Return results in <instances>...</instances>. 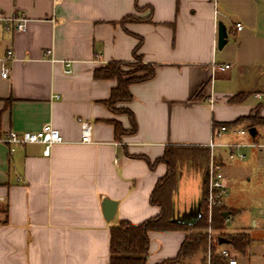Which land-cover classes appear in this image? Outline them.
Returning <instances> with one entry per match:
<instances>
[{"label":"crops","instance_id":"1","mask_svg":"<svg viewBox=\"0 0 264 264\" xmlns=\"http://www.w3.org/2000/svg\"><path fill=\"white\" fill-rule=\"evenodd\" d=\"M219 2L235 3L238 9L229 28L224 24L229 17L226 12L219 16ZM253 2L0 0V15L5 19L0 20V72L8 71L6 78L0 75V136L7 130L36 131L50 123L64 139L52 146L48 156L38 143L13 153L0 143V264H107L112 225L120 220L139 224L159 213L149 198L167 172L164 162L155 161L169 147L178 148V154L186 151L189 158L186 173L190 177L184 181L183 169L177 165L172 207L173 222L185 228L148 232L146 264L177 257L187 236L197 233L193 230L202 216L201 212L193 225L176 222L203 206L199 149L207 148L222 123L229 124L225 132L214 136L219 144L216 149L228 144H264L258 140L263 124L234 123L254 111L264 117V103L246 104L244 100L251 94L259 99L264 92L249 64L259 42L257 30L245 28L257 21ZM127 16L135 20L122 22ZM17 18L25 19L22 31L14 28ZM219 21L234 38L227 58L216 45ZM235 23L241 24L240 30ZM139 38L136 54L143 64L153 66L154 75L130 84L131 99L116 105L132 113L136 126L134 132L117 136L113 121L123 129H129L130 122L126 114L113 112L105 103L116 79H96L93 72L112 61H134ZM225 64L227 69H217ZM66 69L70 71L65 73ZM238 93L247 96L241 102L228 101ZM81 121L91 124V143L80 142ZM249 128L255 129L254 137ZM242 129L247 133L240 134ZM206 152L208 159V148ZM224 152L225 159L216 152L223 167L226 159L245 158L243 152L242 159L229 158L228 151ZM103 199L116 203L108 220ZM223 204L227 208L222 213L225 226L241 208L232 201ZM263 224L254 219L252 228H224L230 236H248L243 250L229 239L218 243L221 237L216 238L215 247L232 249L242 260L236 264H251V256L264 250V241L255 236ZM204 254L183 256L177 264H202ZM219 263L228 264L221 259Z\"/></svg>","mask_w":264,"mask_h":264},{"label":"trees","instance_id":"2","mask_svg":"<svg viewBox=\"0 0 264 264\" xmlns=\"http://www.w3.org/2000/svg\"><path fill=\"white\" fill-rule=\"evenodd\" d=\"M127 20H135V17L127 16L123 18L122 22ZM141 41V38H139L138 44L133 50L136 71H124L122 68L127 66L128 63L112 61L107 63L105 66L96 68L93 72V76L96 79H116V86L111 89L110 96L105 103L113 112L126 114L130 122V128L123 129L118 122L113 121L114 130L117 136L134 132L136 126L132 113L126 108H117L116 105L120 102H127L131 99V94L128 90V86L130 84L143 82L150 79L154 75L153 66L150 64H143L141 55L136 54L141 45ZM246 96V94L242 93L234 94L229 97L228 101L241 102ZM244 120L248 122V127H255L259 124L264 125V117L259 116L258 113L244 118L241 117L235 120L234 123L243 122ZM222 124L227 125L229 123ZM177 150L179 151L178 148L169 147L166 149L163 157L155 161L164 162L167 167L166 174L157 181L149 198L151 204L160 208L159 213L139 224H133L127 220H120L117 224L112 225L109 229V259L107 264H146L149 245L148 232L185 228L184 226L175 224L172 217L173 196L177 191V181L179 177L177 165L180 161V157L183 156L181 153L178 154ZM200 150V156L202 158L200 170H204V168L207 167L208 162L206 152L207 148H200L199 151ZM201 176L202 204V201L205 200L206 196L207 181L204 175ZM224 211L225 209L223 206L213 208V227L217 228L222 226V221L224 220L222 213ZM229 242L235 248L243 250L249 242V238L246 234H238L229 236ZM198 251L206 253V235L201 232H191L183 242L176 258L164 260L156 264H177L178 259L181 257L191 256ZM215 256L216 255L211 252L210 260H212L214 264H220V259L217 257L215 258Z\"/></svg>","mask_w":264,"mask_h":264},{"label":"rangeland","instance_id":"3","mask_svg":"<svg viewBox=\"0 0 264 264\" xmlns=\"http://www.w3.org/2000/svg\"><path fill=\"white\" fill-rule=\"evenodd\" d=\"M256 1V4H253L255 9L253 10L252 14L253 17L257 19V21H252L253 25H246L245 28L249 27V30L256 29L257 30V37L259 39V42L255 45V48L253 51H255L254 54V61H251L249 64H252L251 66L256 70V72L253 71L252 76L254 78H257L261 80L260 85L264 87V0H253ZM236 4L233 3H221L219 2V16L221 17V12H226L228 19H225L224 24H226V27L229 28L232 23L237 19L238 9L235 7ZM253 18V19H254ZM248 30V29H247ZM227 40L228 42L226 45L220 50L221 55H226L229 57L230 54H228V51L231 53V49H233V36L232 33L229 32L227 34ZM226 53V54H225ZM135 61H132L128 63L127 66H124L122 70L124 71H136ZM245 103H252L253 105H256L258 101L264 103V92L260 95V98H254L253 95H248L245 99ZM257 111H254L253 113H250L244 117L252 116ZM242 123L244 125H248L247 121L244 120ZM258 140L261 142H264V126L259 128V134H258ZM215 151L220 152L222 154V157L227 156V153L224 152V149H216ZM185 152V153H184ZM195 152V151H194ZM241 152L245 154V158L241 161H230L229 159H226V166L223 167V174L227 176L228 178V186L226 190V195L224 196V202H230L232 201L235 206L238 208H241V212L237 214L236 216L229 218L228 221L225 223L222 221V226H219L217 228L212 226V219L211 222L208 221L207 216V208H206V201H203V206L201 207L202 216L197 222V229H194L193 232H201L204 235H206V250L207 245L211 244V251L215 253L214 255H219V252L223 248L215 247L217 244V237H221L224 239H229V234H226L224 232V228L227 231H233L239 227L245 226V227H251L252 220H258V224L263 221L264 223V212L261 213V210L264 211V151L259 152L256 150V148H252L251 146H246L241 149ZM181 154L183 156L180 157V161L178 163V166L183 169L182 170V177L183 181L187 179L185 176L188 175L186 167L187 165V159L188 155L186 156V151H181ZM188 154V153H187ZM197 154V152H195ZM186 156V157H185ZM185 157V158H184ZM186 159V160H184ZM230 161V162H229ZM194 164L193 161H190ZM191 164V163H189ZM208 168H209V150H208V162L207 167L204 168V170H200V174L204 175L206 178V181L208 179ZM190 169V168H189ZM189 176V175H188ZM190 177V176H189ZM245 177V178H244ZM249 180L247 181V179ZM185 186V185H184ZM223 202V203H224ZM224 209L227 210L225 205H222ZM233 213V211H232ZM260 227V226H259ZM252 228V227H251ZM256 237H261L262 241H264V224L261 230L257 233H255ZM229 250L234 255V251L229 248H224ZM235 256V255H234ZM236 257V256H235ZM202 264H209L208 261V252L206 251V254H204ZM237 259V258H236ZM251 264H264V250H262L261 254H258V251L254 253V255L251 256ZM237 261L239 263L242 262L241 258L238 257ZM227 263V261H225Z\"/></svg>","mask_w":264,"mask_h":264},{"label":"built area","instance_id":"4","mask_svg":"<svg viewBox=\"0 0 264 264\" xmlns=\"http://www.w3.org/2000/svg\"><path fill=\"white\" fill-rule=\"evenodd\" d=\"M0 20H5L0 15ZM25 27V19L17 18L15 19L14 28L16 31H22ZM240 23H235V28L237 30L241 29ZM7 55L11 56L12 51L8 50ZM229 67L228 64L219 65L217 69L223 71ZM70 70L66 69L65 73H68ZM1 77L6 78L8 75V71L6 68H3L0 72ZM227 127L225 125H221L218 130L213 131L215 137L219 136L222 132H225ZM240 134L247 133L246 130H239ZM209 140L206 144L209 150V168H208V179L206 182V206H207V216L208 221L211 222L212 219V210L215 207H219L223 205L224 196L226 195L227 183L226 178L223 174V167L219 161L220 155L216 153L215 148L219 146L216 142H214L213 138ZM64 141L62 135L59 133L57 129H55L50 123H44L38 130L36 131H15V130H7L0 136V143L5 144L8 147V151L13 153L17 148L23 147L27 144L38 143L43 147L42 154L44 156H48L51 152L52 146L58 143H62ZM80 142L83 144H88L92 142L91 135V124L88 121L80 122ZM224 147L226 151H228V157L233 158L236 156L238 159H242L244 154L241 152H233V150H238L240 147L247 146L246 144H228L221 145ZM250 146H254L260 150L264 149V144L254 143ZM208 259L211 255V244L207 245ZM215 254V253H213ZM217 255V254H216ZM222 261H227L228 264H236V257L229 252L227 249H221L219 255Z\"/></svg>","mask_w":264,"mask_h":264},{"label":"water","instance_id":"5","mask_svg":"<svg viewBox=\"0 0 264 264\" xmlns=\"http://www.w3.org/2000/svg\"><path fill=\"white\" fill-rule=\"evenodd\" d=\"M227 42V32L225 25L219 21L217 23V38H216V45L217 49H222V47ZM249 134L254 137L255 136V129L249 128ZM116 203L115 201H111L109 199H103L102 201V208L104 209V218L106 220L110 219L115 211ZM201 216V211H197L194 215H189L184 217L183 219H178L176 222L183 224V225H193ZM224 217L227 216V213L223 214ZM227 240L223 238H218V243H226Z\"/></svg>","mask_w":264,"mask_h":264}]
</instances>
